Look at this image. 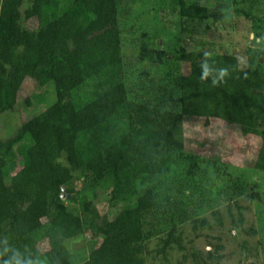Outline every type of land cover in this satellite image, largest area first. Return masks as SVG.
I'll use <instances>...</instances> for the list:
<instances>
[{
	"label": "trees",
	"instance_id": "obj_1",
	"mask_svg": "<svg viewBox=\"0 0 264 264\" xmlns=\"http://www.w3.org/2000/svg\"><path fill=\"white\" fill-rule=\"evenodd\" d=\"M23 1L0 4V113L14 107L26 78L50 84L55 101L0 140V264H145L143 215L160 197L151 188L139 193L135 181L154 176L166 185L170 160L184 156L185 114L230 116L243 134L260 135L254 166L264 171V78L256 70L239 69L234 55L201 53L180 75L179 95L161 96L183 112L133 101L123 79L116 0H29L22 14ZM179 13L191 22L205 18L207 7L180 0ZM22 16L37 18L38 27H23ZM205 63L210 75L201 79ZM221 70L227 72L222 79ZM231 78L237 90L228 94ZM223 94L233 108L243 98L241 115H229ZM23 142L38 151L10 175L8 162ZM61 154L67 163L59 161ZM73 171L105 186L109 206H121L113 218L101 215L88 195L78 201L82 217L65 209L61 186L73 184ZM90 222L101 240L85 257H75L65 241ZM42 240L45 249L38 246Z\"/></svg>",
	"mask_w": 264,
	"mask_h": 264
},
{
	"label": "rangeland",
	"instance_id": "obj_2",
	"mask_svg": "<svg viewBox=\"0 0 264 264\" xmlns=\"http://www.w3.org/2000/svg\"><path fill=\"white\" fill-rule=\"evenodd\" d=\"M156 1L116 0L123 79L130 100L183 112L180 104L163 101L161 96L179 95L180 75L201 53L234 55L239 69L256 70L264 78V0H184L207 7L205 18L191 22L180 15V0ZM28 2L23 1L22 14ZM21 22L27 29L39 25L37 18L22 16ZM234 79L227 81L228 94L237 90ZM228 96L221 95L220 101L229 105V115H237L243 98L233 108ZM54 101L50 84L40 87L26 78L14 107L0 113V140ZM229 117L185 114L181 121L184 156L170 160L166 185L154 176L136 179L139 193L151 188L160 197L143 215L145 264H264V171L254 166L262 139L243 134L241 122ZM14 150L7 165L10 175L22 168L27 154L33 157L38 151L26 142ZM185 155L195 158L191 161ZM59 161L67 163L64 154ZM95 176L102 177L99 172ZM92 177L73 171V184L64 186L65 195L70 194L62 199L65 209L82 217L78 201L88 195L99 213L111 219L121 206L110 207L105 186L92 182ZM95 228L93 222L87 223L66 239L71 254L85 257L99 244ZM38 246L45 249L46 240Z\"/></svg>",
	"mask_w": 264,
	"mask_h": 264
},
{
	"label": "clouds",
	"instance_id": "obj_3",
	"mask_svg": "<svg viewBox=\"0 0 264 264\" xmlns=\"http://www.w3.org/2000/svg\"><path fill=\"white\" fill-rule=\"evenodd\" d=\"M205 71L204 74L202 75L201 79H207V77L210 75V72L207 69L206 63L204 65H201ZM225 75H227V72L225 70H221L220 72V78L222 79ZM218 82L216 80H213V84L216 85ZM19 264V262H18Z\"/></svg>",
	"mask_w": 264,
	"mask_h": 264
},
{
	"label": "water",
	"instance_id": "obj_4",
	"mask_svg": "<svg viewBox=\"0 0 264 264\" xmlns=\"http://www.w3.org/2000/svg\"><path fill=\"white\" fill-rule=\"evenodd\" d=\"M64 189H65V187H64V185H62V186H61L60 197H61L62 199L70 198V194H66V195H65Z\"/></svg>",
	"mask_w": 264,
	"mask_h": 264
}]
</instances>
